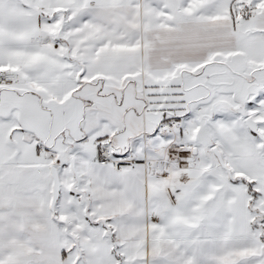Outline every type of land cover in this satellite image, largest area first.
<instances>
[{"label": "snow or ice", "instance_id": "obj_1", "mask_svg": "<svg viewBox=\"0 0 264 264\" xmlns=\"http://www.w3.org/2000/svg\"><path fill=\"white\" fill-rule=\"evenodd\" d=\"M0 264H264V0H0Z\"/></svg>", "mask_w": 264, "mask_h": 264}]
</instances>
